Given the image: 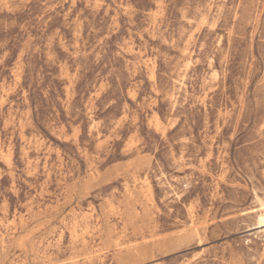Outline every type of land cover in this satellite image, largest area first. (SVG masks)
I'll return each instance as SVG.
<instances>
[{"label": "rangeland", "instance_id": "obj_1", "mask_svg": "<svg viewBox=\"0 0 264 264\" xmlns=\"http://www.w3.org/2000/svg\"><path fill=\"white\" fill-rule=\"evenodd\" d=\"M0 264H264V0H0Z\"/></svg>", "mask_w": 264, "mask_h": 264}, {"label": "bare ground", "instance_id": "obj_2", "mask_svg": "<svg viewBox=\"0 0 264 264\" xmlns=\"http://www.w3.org/2000/svg\"><path fill=\"white\" fill-rule=\"evenodd\" d=\"M172 98V97H171ZM260 233V232H259Z\"/></svg>", "mask_w": 264, "mask_h": 264}]
</instances>
